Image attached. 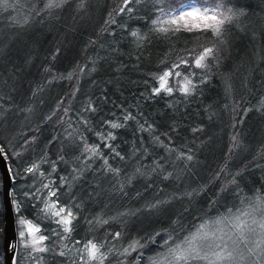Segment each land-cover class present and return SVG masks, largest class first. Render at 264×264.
<instances>
[{
	"label": "trees",
	"instance_id": "16d2710c",
	"mask_svg": "<svg viewBox=\"0 0 264 264\" xmlns=\"http://www.w3.org/2000/svg\"><path fill=\"white\" fill-rule=\"evenodd\" d=\"M8 3L0 6V146L14 177L11 199L21 205L14 211L16 264L28 255L19 216L48 237L50 251L31 263L83 264L79 250L91 239L112 250L105 264H137L138 257L149 264L169 235L183 238L264 197V0H224L244 15L227 26L208 81L199 83L201 70L193 69L198 87L187 97L177 90L181 77L169 80L172 95H153V74L209 41L198 32L158 38L150 31L156 0H132V11L122 13L124 0H86L83 7L68 0L53 10H43L44 0ZM32 165L36 171L25 172ZM57 200L76 217L66 239L56 217L42 211ZM152 205L159 210H145ZM2 234L0 178V264ZM133 240L146 246L122 255ZM60 251L64 257L54 255Z\"/></svg>",
	"mask_w": 264,
	"mask_h": 264
},
{
	"label": "snow or ice",
	"instance_id": "6c2138e0",
	"mask_svg": "<svg viewBox=\"0 0 264 264\" xmlns=\"http://www.w3.org/2000/svg\"><path fill=\"white\" fill-rule=\"evenodd\" d=\"M67 2L68 0H44L43 10L59 9ZM80 2L81 7H83L86 0H80ZM131 2L132 0H124L119 12L122 13L125 9L132 11L128 7ZM136 2L139 3L140 0H136ZM177 4L178 6H176ZM0 6L7 8L12 5L8 3V0H0ZM242 15H244L243 10L237 11L232 7H227L224 0H187V2H183V0H156L154 16L150 21L152 33L158 34V38L171 39L180 32H198L209 41V46L201 45V50L198 53L192 49L187 56L178 58V62H174L165 68L162 74H153V79L158 81L159 86L152 88V94L155 96H159L161 93L172 95L174 88L169 86V80L181 77L180 87L177 90L185 97L192 95L198 87L193 79L198 73L193 69L201 70L199 83H206L209 79L206 73L211 68L210 62L219 63L218 55L221 45L227 43V26L232 25ZM19 22L17 21V23ZM23 23H28L27 16L24 17ZM130 35L137 41L148 40L146 35H142L138 31H132ZM161 63L165 62L162 61ZM181 68H187V74L179 71ZM261 107H264V102H262ZM129 118H131L130 114L125 117V119ZM109 123L114 129L122 126L115 122ZM108 138L115 139V136L108 133ZM235 139L233 137L234 141ZM107 146L111 147L110 145ZM84 150L96 155L98 146L85 145ZM2 153H4V148L0 146V154ZM116 154L119 155V153ZM4 158L7 159V156L5 155ZM187 159L191 160L192 156H187ZM104 162L107 164V159ZM37 167V165L29 166L25 172L34 173ZM8 171L11 172V168ZM112 171L119 174V169ZM165 178L167 179V177ZM44 187L48 188L49 185L45 184ZM27 195L28 193H25V196ZM50 195L56 196V192H50ZM12 206L16 213H20L21 205L15 199L12 200ZM42 211L56 217L55 223L61 226V230L67 234L62 239L71 236L74 231L73 220L76 218L71 208L60 206L57 200L46 204ZM97 222L107 224L108 220L98 218ZM17 226L18 237L25 248L31 249V252L34 253L50 251L45 244L48 237L42 233L38 223H34L32 219L19 216ZM120 235L119 232L115 233L113 239H119ZM150 239L155 242L154 237ZM169 241L172 242L169 243ZM75 243L80 244L81 242L77 240ZM145 246L139 240H133L128 247L123 249L121 254L130 255L131 252H136ZM16 247V244L11 245L12 250H15ZM161 247L164 248V251L149 257V264H264V197L257 195L255 204H249L245 209H236L235 212L228 209L225 215L212 221L202 222L194 231L189 232L183 238L174 239L169 235ZM103 249V243L88 240L83 249L79 250L82 252L80 258L83 264H104L112 250L109 249L106 252ZM54 255L64 257L65 252L60 251ZM140 255L142 256L143 253ZM85 256L87 259H84ZM138 261L139 257L137 264ZM12 264H16L15 255Z\"/></svg>",
	"mask_w": 264,
	"mask_h": 264
},
{
	"label": "water",
	"instance_id": "95a60500",
	"mask_svg": "<svg viewBox=\"0 0 264 264\" xmlns=\"http://www.w3.org/2000/svg\"><path fill=\"white\" fill-rule=\"evenodd\" d=\"M9 164L4 158V153L0 154V178H1V203L3 211V258L4 264H12L16 249L12 250L11 245L17 246V235L15 226V215L11 200V190L13 179L11 172L8 171Z\"/></svg>",
	"mask_w": 264,
	"mask_h": 264
},
{
	"label": "rangeland",
	"instance_id": "374dc122",
	"mask_svg": "<svg viewBox=\"0 0 264 264\" xmlns=\"http://www.w3.org/2000/svg\"><path fill=\"white\" fill-rule=\"evenodd\" d=\"M13 12V14H14V17H16V15H19L20 14V12L22 13V11H12ZM24 43V45H25V47H24V49H26L27 47L29 48V47H31V50H33V46H30L29 45V43L28 42H23ZM179 80H181L180 78H179ZM33 119H35V120H39L40 118H33ZM157 205V204H156ZM145 210H150V211H153V212H157L159 209L155 206V207H152V206H150V207H147ZM216 218H213L212 220H215ZM212 220H210V221H212ZM16 235H17V233H16ZM27 249V253H28V255L26 254V258H27V260L25 261L26 262V264H39V262H38V257H35V259L33 260V262L31 263V257L33 256V258H34V255L36 254V253H34V252H31V249H28V248H26ZM86 259H87V257H86ZM105 262V261H104ZM60 264H65L64 262H61ZM105 264V263H104Z\"/></svg>",
	"mask_w": 264,
	"mask_h": 264
},
{
	"label": "bare ground",
	"instance_id": "6f19581e",
	"mask_svg": "<svg viewBox=\"0 0 264 264\" xmlns=\"http://www.w3.org/2000/svg\"><path fill=\"white\" fill-rule=\"evenodd\" d=\"M12 200V199H11ZM14 210V209H13ZM2 240H3V234H2ZM3 263H4V258H3Z\"/></svg>",
	"mask_w": 264,
	"mask_h": 264
}]
</instances>
